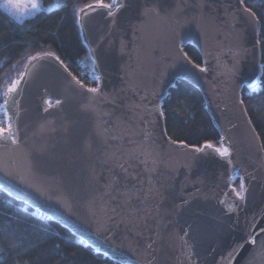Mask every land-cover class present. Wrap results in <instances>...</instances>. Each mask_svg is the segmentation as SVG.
Returning <instances> with one entry per match:
<instances>
[{"label":"water","instance_id":"obj_1","mask_svg":"<svg viewBox=\"0 0 264 264\" xmlns=\"http://www.w3.org/2000/svg\"><path fill=\"white\" fill-rule=\"evenodd\" d=\"M117 2L77 22L100 93L71 90L47 61L20 97L19 143L0 146V189L119 264H225L249 226L264 228V150L239 103L260 83V23L239 0ZM178 80L201 93L231 165L168 136L161 105ZM47 98L65 103L46 112ZM240 176L248 198L229 212Z\"/></svg>","mask_w":264,"mask_h":264},{"label":"trees","instance_id":"obj_2","mask_svg":"<svg viewBox=\"0 0 264 264\" xmlns=\"http://www.w3.org/2000/svg\"><path fill=\"white\" fill-rule=\"evenodd\" d=\"M56 2V4H54ZM110 3L111 0H103ZM95 0H40L39 11L17 23L0 9V83L7 76L15 77L27 63L26 53L36 55L50 51L69 65V70L84 80L92 72V61L83 43L74 9ZM252 7L259 21H264V0H244ZM261 65L264 64V27L260 25ZM184 52L196 64L201 56L192 45ZM16 65L17 67H13ZM241 99L257 131L264 150V69L259 85L243 88ZM161 110L168 136L189 146L200 147L206 142L219 146V133L214 127L199 90L178 80L162 101ZM239 179L233 185L239 188ZM19 214L23 223H16ZM0 221H11L12 231L0 244V264H119L100 254L67 228L17 201L0 189ZM36 231L21 239L28 226ZM16 243L17 248H12Z\"/></svg>","mask_w":264,"mask_h":264},{"label":"snow or ice","instance_id":"obj_3","mask_svg":"<svg viewBox=\"0 0 264 264\" xmlns=\"http://www.w3.org/2000/svg\"><path fill=\"white\" fill-rule=\"evenodd\" d=\"M239 3L243 5L244 0H239ZM0 7L4 8L17 23H23L24 12L26 10L13 3V0H4V3L0 4ZM116 7H119L117 0H113L112 3H104L103 0H95V3L86 4L84 7H77L74 11L77 17V22L80 23L84 16H90V14L96 12L97 9L107 10L106 14L111 16L113 14L112 10ZM31 8L36 9L37 4L33 2ZM242 11L247 16V23H260V25L264 27V21L256 19V13L253 11L252 7H245ZM85 39H87V37H85ZM177 58L178 60H187L189 64L193 63L188 57V54L183 52L180 43H177ZM22 59L27 60V63L23 65L24 70L18 71L15 77L7 76L3 83H0V146L17 145L19 143L20 128L18 120L21 111L20 97L24 88L30 85V83L40 75L39 69L43 68L47 61L53 60L54 62H57V78L66 82L71 90L76 91L79 89L81 94L91 93L94 95L99 94L101 91L97 87H88L84 80L80 79L69 70V65L65 63L64 60L50 51L44 52L43 54L37 53L36 55L26 53ZM0 63H3V61H0ZM93 64H96L95 58H93ZM13 67L15 68L17 66L13 65ZM194 67L201 71L205 70L201 68L199 64H194ZM260 68L264 69V64L260 65ZM33 69H36V71H32ZM92 79L99 81L100 77L95 76ZM44 103L47 105L44 109L47 112L52 107L62 106L65 101L57 98L53 102L52 98H47L44 100ZM239 103L244 104V100L240 99ZM82 110L88 111L90 109L88 105H84ZM156 111L160 112L158 106ZM160 114L163 115L162 112H160ZM173 143H176V141H173ZM191 147H193L194 152L198 153H204L205 149H211L215 155L226 161L229 165L233 163L232 149L228 143V137L226 136L219 137L218 147L214 146L213 142H206L203 147ZM145 163H147V161H145ZM119 166L124 171H127V168L123 163ZM239 179L240 184L238 190L233 189L236 202L233 205H229V212L234 211L236 207L241 203L246 202L248 198L247 193L249 192V189L246 186L244 177L240 176ZM21 182H23V179ZM149 185L148 194H152L154 191L158 194V191L151 187V180H149ZM129 198H131L130 194ZM185 203L188 202L185 201ZM262 217H264V214H262ZM14 218L16 223L24 222L19 214H15ZM188 227L190 230L193 228L192 225H189ZM11 231V221H0V244H3L4 240L9 237ZM35 231L36 229L34 226H28L21 239H26L30 233ZM184 235L188 236L189 232H185ZM185 244H187V241H185ZM17 247L18 245L16 243L12 244V248ZM222 260L225 261V264H257V261H259V264H264V228H259L257 231L254 230L252 226H249L239 240L234 241L233 244L230 245V250L227 251L226 256H222Z\"/></svg>","mask_w":264,"mask_h":264},{"label":"rangeland","instance_id":"obj_4","mask_svg":"<svg viewBox=\"0 0 264 264\" xmlns=\"http://www.w3.org/2000/svg\"><path fill=\"white\" fill-rule=\"evenodd\" d=\"M39 1L40 0H13V3L21 6L22 9H25L26 10L24 12V17H23V20H24L25 18L30 17L33 14H35L37 11H39ZM33 2H35L37 4V8L36 9H32L31 8V5H32ZM3 3H4V0H0V4H3ZM54 4H56V2ZM0 9L2 11H4L5 13H7L8 16H10L9 13L4 8L0 7ZM236 189L238 190V188H236Z\"/></svg>","mask_w":264,"mask_h":264},{"label":"built area","instance_id":"obj_5","mask_svg":"<svg viewBox=\"0 0 264 264\" xmlns=\"http://www.w3.org/2000/svg\"><path fill=\"white\" fill-rule=\"evenodd\" d=\"M96 74L92 72H89L86 74V78H84V82L87 84L88 87H96V80L92 79L93 77H95Z\"/></svg>","mask_w":264,"mask_h":264}]
</instances>
